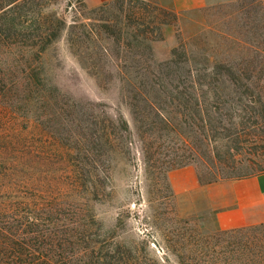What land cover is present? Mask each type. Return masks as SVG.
<instances>
[{
    "label": "rangeland",
    "instance_id": "rangeland-1",
    "mask_svg": "<svg viewBox=\"0 0 264 264\" xmlns=\"http://www.w3.org/2000/svg\"><path fill=\"white\" fill-rule=\"evenodd\" d=\"M11 14L14 26L0 24L6 243L28 232L59 264H90L93 250L115 264H264V224L221 228L200 192L168 179L185 166L199 185L264 171V0L181 13L159 0H34Z\"/></svg>",
    "mask_w": 264,
    "mask_h": 264
},
{
    "label": "crops",
    "instance_id": "crops-1",
    "mask_svg": "<svg viewBox=\"0 0 264 264\" xmlns=\"http://www.w3.org/2000/svg\"><path fill=\"white\" fill-rule=\"evenodd\" d=\"M109 0H83L87 7L101 6ZM167 9L181 13L195 10L203 6L205 0H159ZM182 178V186L177 177ZM169 183L175 193L198 191L207 201L215 214L217 224L221 228L234 229L240 227L259 226L264 224V171L241 178L217 179L199 185L193 166H185L171 171Z\"/></svg>",
    "mask_w": 264,
    "mask_h": 264
},
{
    "label": "trees",
    "instance_id": "trees-1",
    "mask_svg": "<svg viewBox=\"0 0 264 264\" xmlns=\"http://www.w3.org/2000/svg\"><path fill=\"white\" fill-rule=\"evenodd\" d=\"M29 1L34 0H8L4 5H0V24L10 23V25L14 26V17L10 16L12 15V11L18 9L22 4ZM157 114L162 123L166 125L171 123L168 117H166L163 113L158 112ZM143 152L146 156V148L143 149ZM18 217L19 218L17 219L23 220V225L33 222L32 218L26 219L20 216ZM27 233L28 232L22 233L16 238L14 237L15 239L10 240L11 244L9 245L8 243H6V239H8L6 230L0 231V264H59L46 253H41L40 251L32 249L26 241V237L28 236ZM17 246H21L23 251H15L14 247ZM92 259H94V261L90 264H115L113 261L109 260L108 257L97 255L94 250L92 251ZM121 260H123V258ZM121 264L133 263L129 260H124L121 261Z\"/></svg>",
    "mask_w": 264,
    "mask_h": 264
}]
</instances>
